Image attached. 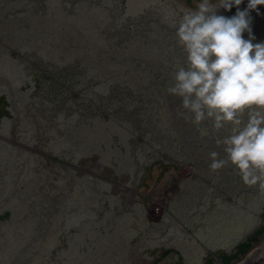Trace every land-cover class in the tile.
Instances as JSON below:
<instances>
[{
    "label": "rangeland",
    "instance_id": "374dc122",
    "mask_svg": "<svg viewBox=\"0 0 264 264\" xmlns=\"http://www.w3.org/2000/svg\"><path fill=\"white\" fill-rule=\"evenodd\" d=\"M200 2L35 0L37 8L54 7L48 17L61 27L54 35L45 32L33 51L26 48L42 29L33 20L20 22L26 0H0V60L8 61L0 70V98L10 115L0 120V144L10 153L0 148L5 155L0 168L31 163L39 202L36 211L22 205L19 215L0 219V261L7 251L5 264H225L222 255L250 243L264 227V189L245 185L234 166L210 168L211 152L226 157L217 141L228 129L217 132L211 120L197 124L178 115L181 99L166 91L184 64L175 36L178 24ZM247 4L243 0L239 9ZM236 11L233 6L217 14L232 17ZM249 15L253 43L264 42V5ZM21 35L27 44L20 45ZM79 35L89 40L87 51L79 54L92 52V62L98 60L90 71L94 85L84 97L106 94L111 87L108 95L114 99L109 116L99 115L89 125L59 121L52 102L37 94L34 84H20L25 77L34 83L25 66L30 59L38 66L42 55L59 66L61 57L68 65L72 58L65 50L52 56ZM173 52L179 57L166 62ZM62 116L69 118L67 112ZM49 146L72 166L51 167L58 164ZM39 171L44 173L39 176ZM73 186L75 195H69ZM86 192L93 197L84 198ZM6 211L0 209V215ZM34 213L42 234L28 225ZM257 240L244 249L264 247V229ZM28 246L36 251L28 254ZM245 255L228 264L243 262Z\"/></svg>",
    "mask_w": 264,
    "mask_h": 264
},
{
    "label": "clouds",
    "instance_id": "9594fccd",
    "mask_svg": "<svg viewBox=\"0 0 264 264\" xmlns=\"http://www.w3.org/2000/svg\"><path fill=\"white\" fill-rule=\"evenodd\" d=\"M202 0L181 17L175 33L184 53L166 91L181 99L183 111L197 123L212 121L226 157L209 154L210 168L234 166L242 182L264 189V42L253 43L249 13L264 0ZM237 7L234 16L218 15ZM259 14V13H258ZM247 32L248 38L243 34Z\"/></svg>",
    "mask_w": 264,
    "mask_h": 264
},
{
    "label": "trees",
    "instance_id": "16d2710c",
    "mask_svg": "<svg viewBox=\"0 0 264 264\" xmlns=\"http://www.w3.org/2000/svg\"><path fill=\"white\" fill-rule=\"evenodd\" d=\"M34 1L35 0H26V3L24 5L27 8L25 9V11H23V14L22 16H20V19H19L21 23H25L28 20H33V23H35L36 25H38V27L42 29L35 35L37 41L35 40V37H34L33 42H31L28 45V48H26V50L31 49L33 51H35L38 43L41 44V41L44 38L45 32H50L52 35H54V33L61 27L60 26L61 23L53 22L48 17L49 9L51 10L54 7L47 8V6H44V7L37 8L36 7L37 5L34 4ZM184 1L186 3H190V1L192 0H184ZM47 18L50 20L49 24H46ZM65 29L66 28H63V31ZM103 31L104 33H106V30H103ZM19 38H20V41H19L20 45L27 44V42L24 41V36L21 35L19 36ZM88 42L89 40H87L86 42L83 39L82 35H79L77 38V41H74V43L69 42L65 44V46L62 49L60 50L57 49L54 52L52 56V60L56 58V55L58 53L64 50L68 52L70 54V58H72L71 61L67 62L68 65H65L63 63V60H65L64 58H61V57L57 58V60L60 59L58 60V62H60V65L57 66L56 64L57 61L51 62L50 59L48 60L47 57L42 56V55H41V60L38 66H36L37 64H35L34 61H32L31 59L29 63L25 65L27 67L28 77H31L33 75L32 78H33L34 83H32L31 80L26 81V77H25V81L21 82L20 84H24V85L34 84L35 92L43 96L45 100L47 99V101L52 102L54 110L57 111L58 115H60L58 120L64 123H67L68 121H72V120H77V119L79 123H87L91 119H94L95 121L102 116L103 118L104 116L108 117L109 114H107L106 112H110L111 108L114 107L113 106V102H114L113 94L110 93L108 95V93L112 91L110 89L111 88L110 86H109L110 88L108 89L109 91L106 94H101V95L99 94V95H96V97L94 98L84 97L85 93L90 89L89 87H92L94 85L92 83V78L96 76L93 75L92 72L90 71L92 67H97V62H98V60L97 62L95 60H94V63L92 62L94 59V57L92 56V52L91 53L86 52V55L79 54V51H83V50L87 51ZM154 42L155 41H153V43ZM151 45L149 46L151 47ZM29 55L33 56L31 52H28V56ZM75 57H79V58H75ZM89 57L92 60H90ZM172 57H179V55L173 52V54L169 55V57L166 59V62L170 61ZM19 62L22 63V60H19ZM146 62H148V60H146ZM7 63L8 61H5V59L2 58V61L0 60V70L3 69L4 65L6 66L5 68L7 69L8 67ZM98 67L100 66L98 65ZM60 97L62 98L59 99ZM42 104L44 103L42 102ZM7 107H8V104L6 100L4 98H0V120L6 117L7 118L10 117L8 111L6 110ZM180 108H181V103H180L179 109ZM64 112H67V115H69L68 116L69 118H64L62 116V113ZM99 115H102V116H99ZM91 123H93V121H89L87 125ZM76 126H80V125L76 124ZM156 132L158 133L159 131H156ZM3 147L5 146L0 144V148L4 151H8V155L10 156L9 150ZM38 147L41 149V151L43 150L42 143ZM49 151H51L55 157L52 160V162L58 164L57 166L51 165V167L53 166L54 168H56L58 166H61V163L63 162H66L70 166H72L68 161L62 158L65 155L61 154L60 151L57 152L55 147L49 146ZM0 155H1L0 159L5 160V155H4V158L2 156V153ZM23 156H27L28 158H31V155L25 152ZM35 162H38V157ZM8 164L9 163H7L4 168H0V174H1L0 209L2 212L7 210L5 213H3V215H0V219H3V217L6 215H9V217L11 218L13 213L15 214V216L19 215L22 212L21 211L22 205L25 206L28 204L35 211H36V208L39 207V202L38 204L36 202V195H35L36 192L34 190L36 188L34 186V181L36 180L35 173H34V166L32 167L31 163L30 164L24 163L22 165L20 163V164L13 165L10 168ZM43 173L44 172L40 173L39 171V176L42 175ZM38 185L39 183L37 184V186ZM72 192L75 195L74 186L72 188V191L69 192V195ZM83 195H84V198L93 197V195L89 194L88 192L84 193ZM65 197H67L66 193L63 194L60 199L61 205L63 208L65 204L64 203ZM9 208H12V211L14 212L9 210ZM262 213L264 215V209L262 210ZM39 214H40V217L42 218V214L41 213ZM37 217L38 215H36V213L28 217L29 219L28 225H31L32 227L37 228V230L35 231H38L39 233L42 234V232L44 231L43 229H40L42 226L36 225ZM2 221L5 222L6 220H2ZM46 227L48 228V226ZM46 232L48 234V229H46ZM259 232L260 231H256L255 234L258 235ZM33 234H34V230H33ZM256 235L254 236V239L256 238ZM46 243L47 241L44 242L45 245ZM12 245L13 244L11 243L9 247H11ZM248 246L250 247L249 243H246V242L237 244L236 249H234V253L231 252V254L227 256L222 255L223 257L222 261L225 264H228L229 261L233 259H237L239 256H241L246 251V249L244 248ZM35 251H36L35 246H30V247L28 246L27 248L28 254H33ZM9 255L10 253L8 254L7 251H4V255L0 263L5 264ZM210 257H212L211 254H210ZM23 258L31 259V260L33 259L32 257H28V256H25ZM12 264H21V262L14 261V263ZM205 264H208V263L206 262Z\"/></svg>",
    "mask_w": 264,
    "mask_h": 264
},
{
    "label": "bare ground",
    "instance_id": "6f19581e",
    "mask_svg": "<svg viewBox=\"0 0 264 264\" xmlns=\"http://www.w3.org/2000/svg\"><path fill=\"white\" fill-rule=\"evenodd\" d=\"M264 258V247L263 246H258L251 252V255L248 256V260L243 261L239 264H261L262 260Z\"/></svg>",
    "mask_w": 264,
    "mask_h": 264
},
{
    "label": "water",
    "instance_id": "95a60500",
    "mask_svg": "<svg viewBox=\"0 0 264 264\" xmlns=\"http://www.w3.org/2000/svg\"><path fill=\"white\" fill-rule=\"evenodd\" d=\"M263 229H264V227L263 226H260V229H257L256 231H260L258 234H260L261 233V231H263ZM256 235V234H255ZM254 235V236H255ZM258 239V235H256V238L254 239V237L251 239V241H250V243H249V245H250V247L248 246V248H249V250H250V248H251V244L254 242V243H257V240ZM242 243V242H241ZM249 250H246L242 255H245V254H247L248 252H249ZM251 252H253V250L252 251H250L247 255H245L246 257L244 258V260L243 261H246V260H248V256H250L251 255ZM217 260H219L220 261V259L218 258ZM241 263V262H240ZM239 264V263H238ZM256 264V263H255ZM257 264H259V263H257Z\"/></svg>",
    "mask_w": 264,
    "mask_h": 264
}]
</instances>
